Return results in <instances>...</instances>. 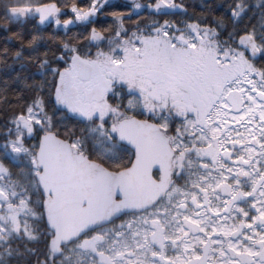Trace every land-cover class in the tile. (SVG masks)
I'll list each match as a JSON object with an SVG mask.
<instances>
[{
  "label": "snow or ice",
  "instance_id": "obj_1",
  "mask_svg": "<svg viewBox=\"0 0 264 264\" xmlns=\"http://www.w3.org/2000/svg\"><path fill=\"white\" fill-rule=\"evenodd\" d=\"M0 264H264V0H0Z\"/></svg>",
  "mask_w": 264,
  "mask_h": 264
},
{
  "label": "trees",
  "instance_id": "obj_2",
  "mask_svg": "<svg viewBox=\"0 0 264 264\" xmlns=\"http://www.w3.org/2000/svg\"><path fill=\"white\" fill-rule=\"evenodd\" d=\"M188 2L190 3H196L197 5L199 4L200 0H188ZM209 2H216V3H219L220 0H211ZM0 44H3V38H2V35H0Z\"/></svg>",
  "mask_w": 264,
  "mask_h": 264
},
{
  "label": "water",
  "instance_id": "obj_3",
  "mask_svg": "<svg viewBox=\"0 0 264 264\" xmlns=\"http://www.w3.org/2000/svg\"><path fill=\"white\" fill-rule=\"evenodd\" d=\"M209 1H211V0H209Z\"/></svg>",
  "mask_w": 264,
  "mask_h": 264
}]
</instances>
